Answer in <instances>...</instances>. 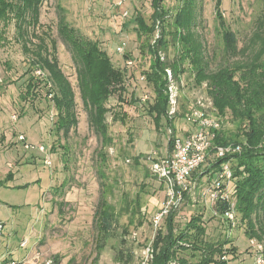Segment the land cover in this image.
<instances>
[{
	"label": "rangeland",
	"instance_id": "1",
	"mask_svg": "<svg viewBox=\"0 0 264 264\" xmlns=\"http://www.w3.org/2000/svg\"><path fill=\"white\" fill-rule=\"evenodd\" d=\"M173 3V0H165V5L172 6ZM58 5L64 8L65 16L74 28L99 42L116 67H122L127 59L124 54L133 62L131 75L125 80L124 100H118V92H115L106 102L109 110L105 120L113 143L105 148L88 126L87 114L76 88L74 64L57 35ZM216 10L215 0H202L195 12L199 23L197 31L211 69L247 56L239 52L227 57L223 53L217 33ZM219 10L235 31L237 48L241 49L259 27L264 0H221ZM151 12L150 0L43 2L39 21L34 29L29 28V36L31 30L37 35L46 32L56 40L59 66L75 92L77 124L66 135L53 128L55 112L48 100L42 98L32 102L20 98L23 90V86H19L20 76L30 54L22 50L21 41L15 35L14 20L2 27L0 180L7 174L12 177L0 186V264L10 259L27 264H121L114 260V251L110 247L113 241L98 253L95 249L93 212L103 189V179L98 175L101 168L105 181L113 187L108 201L119 212L120 223L129 229L127 238L133 243L135 254L132 264H142V250L151 244L158 229L151 220L162 207L167 188L163 179L151 173L147 156L152 152L158 157L170 156L173 136L193 128L184 116L194 108L202 107L213 113L205 85L192 86V78L186 71L179 81L174 78L173 89L178 96L175 114L168 115L171 122L163 120L159 126L154 124L147 112L152 91L141 79L146 63L135 39L134 23L129 22L137 13L148 19ZM155 30L154 38L158 31ZM118 46L123 47L122 53L117 52ZM144 95L147 98L142 100ZM114 112L125 113L124 120L114 121ZM223 130L227 136L237 132L228 117L224 119ZM214 139L215 134L212 148L216 146ZM25 143L29 148L24 147ZM38 145H43L46 151L40 152ZM211 153L210 156L213 149ZM206 179L204 174L201 180ZM200 199L194 189L181 194L173 209L176 227H183L191 215L202 213L206 237L216 240L227 236L231 244L226 247H235L233 253L225 255L226 264H252L253 252L239 216L235 214L229 222ZM260 242L264 245V237Z\"/></svg>",
	"mask_w": 264,
	"mask_h": 264
},
{
	"label": "trees",
	"instance_id": "2",
	"mask_svg": "<svg viewBox=\"0 0 264 264\" xmlns=\"http://www.w3.org/2000/svg\"><path fill=\"white\" fill-rule=\"evenodd\" d=\"M44 1L0 0V40L4 39L2 27L14 20L15 35L21 41L22 50L30 54L20 76L19 86H23L20 98L32 102L42 98L48 100L55 112L53 128L66 135L77 124L75 92L59 66L56 40L46 32L37 35L31 30L29 36V28L34 29L39 21ZM173 1V5L168 6L165 0H150L152 12L149 18L137 13L129 21L134 23L132 29L146 63L141 72L142 80L152 91V97L147 101V112L156 126L163 120L171 122L168 118L167 68L177 81L188 71L192 86L205 85L211 99L212 114L221 121L220 128L215 130L216 145L239 144L241 150L228 158L209 159L205 167H200L190 177L199 181L202 173L213 174L221 160L230 159V195L235 214L245 225L247 238L260 241L264 237V13L248 44L238 49L236 33L219 10L221 0H215L217 33L223 53L227 57L239 52L247 56L211 69L197 31L199 23L195 12L202 0ZM57 8V35L74 64L76 88L87 114L88 126L98 136L101 147L105 148L113 143L105 120L109 110L106 102L115 92H118V100H124L125 80L131 72L125 67V61L122 67H116L99 42L80 33L67 20L64 8L60 5ZM156 28L158 37L154 38ZM159 52L164 54L163 59ZM124 58L130 57L124 54ZM124 116L125 113L119 115L114 112L112 119L122 121ZM227 117L237 129L235 134L228 136L223 130ZM134 161L137 163V158ZM98 175L103 179V189L93 212L96 252L113 241L110 247L114 251V260L132 264L135 254L133 243L127 238L129 229L120 223L119 212L108 201L113 187L105 181L102 168ZM11 177L7 174L0 180V186ZM211 207L215 214L225 219L226 204L218 201ZM228 244L231 243L227 236L216 240L206 237L202 213L191 215L183 227L177 228L172 209L164 217L162 228L157 229L153 236L152 258L148 264H226L225 255L235 251L233 246L226 247Z\"/></svg>",
	"mask_w": 264,
	"mask_h": 264
},
{
	"label": "built area",
	"instance_id": "3",
	"mask_svg": "<svg viewBox=\"0 0 264 264\" xmlns=\"http://www.w3.org/2000/svg\"><path fill=\"white\" fill-rule=\"evenodd\" d=\"M157 37L158 31L155 34V38ZM116 50L122 53L123 47L118 46ZM159 56L163 59L164 54L159 52ZM124 64L126 68L131 70L133 65L132 59L127 58ZM36 73L39 74L40 71L37 70ZM166 74L168 79V104L170 105L168 115L172 117L176 112L178 95L176 90L173 89L174 77L169 68L166 69ZM141 79H143V76H141ZM145 98H147V95H144L142 100ZM184 118L188 123L195 126V129L189 132L184 138L177 137L173 139L172 154L167 157H158L156 152H152L147 156L151 173L163 179L167 186L163 205L151 220L155 229L160 228L164 217L178 204L181 194L190 189H196L197 187L203 202L208 203L210 206L218 201L226 204L223 217L227 221L232 222L235 217V207L230 195L232 169L229 159L221 160L219 168L213 174H206L207 179L202 185H199V181L196 180L191 182L190 176L194 171L203 167L210 158H228V156L240 152L241 145H216L212 148V137L215 134V130L220 128L221 121L217 116L205 111L202 107L194 108ZM19 139L23 140V136L19 135ZM24 147L29 148V144L25 143ZM37 149L40 152L46 151L43 145H38ZM212 149L214 153L210 156ZM45 162L47 164L49 163L48 158L45 159ZM249 245L253 252L252 264H264L263 243L254 238H250ZM142 255V264H148L152 258L151 244L142 250ZM3 264H27V262L10 259ZM45 264L50 263L46 262Z\"/></svg>",
	"mask_w": 264,
	"mask_h": 264
},
{
	"label": "crops",
	"instance_id": "4",
	"mask_svg": "<svg viewBox=\"0 0 264 264\" xmlns=\"http://www.w3.org/2000/svg\"><path fill=\"white\" fill-rule=\"evenodd\" d=\"M191 126H193V125H191ZM195 129V126H193V128L191 129V130H189V129H187V130H185L184 131V133H181V134H178V135H175V137L173 136V139L174 138H184L189 132H191V131H193ZM181 136V137H180ZM172 149V148H171ZM172 154V150L169 152V154L168 155H171ZM163 157H167V155L166 156H163ZM205 173H202L198 178H200L199 179V185H202L203 184V182L204 181H202L201 179H202V176L204 175ZM192 179V178H191ZM193 180V179H192ZM163 181V180H162ZM165 185V184H164ZM166 186V185H165ZM194 191H195V193H198V195H199V189H198V187L196 188V189H194ZM199 197H200V195H199ZM201 201H202V199H200ZM203 202V201H202ZM204 204H207V205H209L208 203H205V202H203ZM209 207H210V205H209ZM211 208V207H210ZM164 220V219H163ZM162 223H163V221H162ZM162 223H161V225H162Z\"/></svg>",
	"mask_w": 264,
	"mask_h": 264
}]
</instances>
